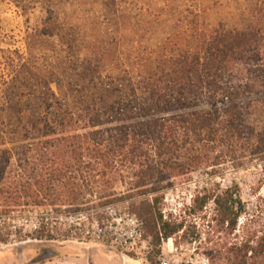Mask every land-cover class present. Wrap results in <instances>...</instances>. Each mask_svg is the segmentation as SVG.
I'll use <instances>...</instances> for the list:
<instances>
[{"label": "trees", "instance_id": "1", "mask_svg": "<svg viewBox=\"0 0 264 264\" xmlns=\"http://www.w3.org/2000/svg\"><path fill=\"white\" fill-rule=\"evenodd\" d=\"M260 23L215 46L204 41L197 53L172 60L170 72L149 74L125 91L107 85L104 99L88 100L79 112L49 88L35 100L23 91L0 96V244L14 236L55 240L61 217L116 205L141 223L155 254L179 232L185 238L184 220L161 213L173 179L227 162L264 167ZM209 201L213 232L236 241L206 239L207 264H264V225L237 240L244 208L236 188L195 197L189 212L201 213ZM16 219L34 220V230L13 233ZM71 229L61 237L74 238Z\"/></svg>", "mask_w": 264, "mask_h": 264}, {"label": "rangeland", "instance_id": "2", "mask_svg": "<svg viewBox=\"0 0 264 264\" xmlns=\"http://www.w3.org/2000/svg\"><path fill=\"white\" fill-rule=\"evenodd\" d=\"M259 23L264 26V0H0V66L10 68L2 72L4 78L0 73V96L17 98L23 91L25 99L35 100L45 98L49 88L79 112L88 100L104 99L107 85L125 91L130 83L146 82L149 74L170 72L172 60L197 53L204 41L215 46ZM243 163L239 169L227 162L173 179L168 191L187 204L189 191L202 197L234 186L244 208L236 232L241 241L264 225V167ZM114 208L119 216L127 214L119 205ZM213 209L209 201L196 215L171 212L178 222L184 220L186 233L172 238L171 264H200L206 239L236 241L213 232ZM89 217L104 220L101 210ZM34 223L16 219L12 232L28 233ZM72 224H58L52 241L12 237L0 244V264H160V258L170 256L166 242L155 254L142 225V240L131 249L74 236L72 230L74 238H62Z\"/></svg>", "mask_w": 264, "mask_h": 264}, {"label": "built area", "instance_id": "3", "mask_svg": "<svg viewBox=\"0 0 264 264\" xmlns=\"http://www.w3.org/2000/svg\"><path fill=\"white\" fill-rule=\"evenodd\" d=\"M194 199V193L189 191L187 204H183L181 201L182 199H180L177 193H173L171 191L165 192L161 209L163 218L165 220L169 219L170 217L175 218L176 214H172L171 212L175 213L176 211L179 213V215L181 213L185 214L186 211H189L192 207ZM101 214L104 219L103 221L90 219L89 213H81L76 216L61 217L58 222L61 225L62 221L70 220L73 224L68 225V228H72L71 230L73 231L74 236L79 235L83 238L91 239L97 242H100L104 239L108 241L111 240L112 244L117 245L120 248L130 247L132 249L133 245H136V243L142 240V233L140 229L141 223L135 217L129 216L128 214L119 216L114 206H109L102 209ZM165 242L166 247H168L170 244V250L168 249V254L170 256H168V258H160V264H171L172 258L174 259L175 257L172 252L176 251V249H174L172 239H168ZM165 242H163V244ZM173 262L178 264L177 261ZM200 264H207V260L202 257Z\"/></svg>", "mask_w": 264, "mask_h": 264}]
</instances>
